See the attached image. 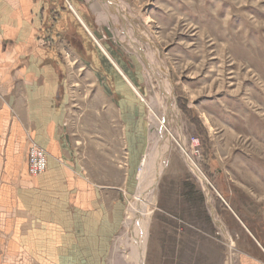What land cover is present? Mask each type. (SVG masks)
<instances>
[{
  "label": "rangeland",
  "instance_id": "1",
  "mask_svg": "<svg viewBox=\"0 0 264 264\" xmlns=\"http://www.w3.org/2000/svg\"><path fill=\"white\" fill-rule=\"evenodd\" d=\"M69 1L140 94L159 93L176 140L144 200L163 144L149 107L83 25L71 28L66 134L117 218L102 264H133L136 218L149 222L145 264H264V0ZM166 80L179 122L165 119Z\"/></svg>",
  "mask_w": 264,
  "mask_h": 264
},
{
  "label": "crops",
  "instance_id": "2",
  "mask_svg": "<svg viewBox=\"0 0 264 264\" xmlns=\"http://www.w3.org/2000/svg\"><path fill=\"white\" fill-rule=\"evenodd\" d=\"M69 3L0 0V264H102L116 231L103 208L110 198L66 134L71 75L61 48L81 26ZM33 144L47 153L38 177Z\"/></svg>",
  "mask_w": 264,
  "mask_h": 264
},
{
  "label": "bare ground",
  "instance_id": "3",
  "mask_svg": "<svg viewBox=\"0 0 264 264\" xmlns=\"http://www.w3.org/2000/svg\"><path fill=\"white\" fill-rule=\"evenodd\" d=\"M70 7H71V10L75 13V15L79 18V21H80L81 25H83V27L89 33L91 38L95 41V43L98 44V46L101 48V50H103V53H105L107 55V57L111 60V63H113V65L117 68V70L121 73V75L125 78V80L130 84V86L134 89V91L140 96V98L144 102L147 103V105L149 107V110H150V120H151V123L153 124V126L152 125L151 126L153 127V130L155 129L159 133V136H160V138L163 141L162 146L160 148H159V146H156V148H157L156 151H154L153 154H151V158H149L148 161H147V163H148L146 165L147 174L150 171L151 167H153V172L149 175V178L147 180L148 183L146 182L147 185L145 186V188L142 190V193L140 194V196H142L144 198V200H146L148 197H150V195L152 194L153 189H155L156 186H157V182H158V180H159V178L161 176V173H162V171H163V169H164V167H165V165H166V163L168 161L169 154H170L171 149H172L171 141L173 139L175 140V137H174L173 133L171 132L167 122L164 120V118H162L157 113V108H158V106L160 107V103H161V96L159 95L158 92H155V95L153 96V102H151V103L148 102L140 94L138 89L130 81L128 76L124 73V71L117 64V62L114 61L113 58H111L110 53L106 50L105 47L102 46L100 41L97 39L98 36L96 37L95 33L90 28V26L87 24V22H85L81 18L82 15L80 16L78 14V12H77L78 9H76V7L71 5V4H70ZM124 18H126V17L124 16ZM150 45H151V43H150ZM150 53L152 54V52H150ZM166 73H167L166 69H163L162 74H164V77L166 76ZM163 83H164V86H165L164 93L167 95L166 101L163 100L164 102L162 104V105H164V111L163 112H164V114H166L165 119H168V118L171 117V119H174L176 122H179L180 121V117H179V115L177 113L178 112L177 108H176L175 105H173L171 103V102H173V93H172L171 88H170L171 85L169 86V81L168 80L164 81ZM157 145H159V143ZM180 147L182 149V152L184 154L185 159L187 160V162H188L189 166L191 167V169L193 170V172L203 181V183H204V185L206 187H209L211 185V183L208 180V178L203 174L202 170L195 163V161L193 160L192 156L188 153V151L182 145H180ZM152 155H154L153 158H152ZM156 158L159 159V161L156 160ZM146 178H147V176H146ZM136 223H137V227H136V232H135V236H134L135 237L134 238V242H135V244H134V257L132 258L133 259V264H145L146 252H147V239H148V236H149L148 235L149 222L148 221H143L142 218H136Z\"/></svg>",
  "mask_w": 264,
  "mask_h": 264
},
{
  "label": "built area",
  "instance_id": "4",
  "mask_svg": "<svg viewBox=\"0 0 264 264\" xmlns=\"http://www.w3.org/2000/svg\"><path fill=\"white\" fill-rule=\"evenodd\" d=\"M29 172L33 177L44 174L47 170V153L44 149L33 144L28 152Z\"/></svg>",
  "mask_w": 264,
  "mask_h": 264
}]
</instances>
